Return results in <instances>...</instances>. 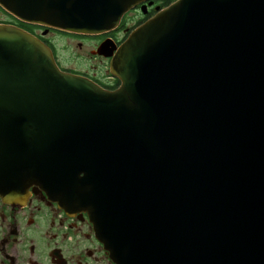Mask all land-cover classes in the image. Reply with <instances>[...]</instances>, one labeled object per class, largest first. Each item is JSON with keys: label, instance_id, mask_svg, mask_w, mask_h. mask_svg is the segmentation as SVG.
Masks as SVG:
<instances>
[{"label": "water", "instance_id": "95a60500", "mask_svg": "<svg viewBox=\"0 0 264 264\" xmlns=\"http://www.w3.org/2000/svg\"><path fill=\"white\" fill-rule=\"evenodd\" d=\"M147 0H0L100 34ZM111 57L107 90L0 25V195L87 210L116 264H264V0H173Z\"/></svg>", "mask_w": 264, "mask_h": 264}, {"label": "flooded vegetation", "instance_id": "af4514ba", "mask_svg": "<svg viewBox=\"0 0 264 264\" xmlns=\"http://www.w3.org/2000/svg\"><path fill=\"white\" fill-rule=\"evenodd\" d=\"M163 7V0H147L128 11L111 31L78 34L24 22L0 4V25L16 26L35 35L51 49L61 70L114 90L120 81L110 72L111 57L100 54L99 49L107 44L114 54L135 28ZM51 34L69 40L62 45L67 53L58 56ZM64 60L68 62L65 65ZM63 203L79 202L56 200L35 184L14 199L0 195V264H116L88 211Z\"/></svg>", "mask_w": 264, "mask_h": 264}, {"label": "rangeland", "instance_id": "374dc122", "mask_svg": "<svg viewBox=\"0 0 264 264\" xmlns=\"http://www.w3.org/2000/svg\"><path fill=\"white\" fill-rule=\"evenodd\" d=\"M51 37L56 40V42H55L56 48H57V50H59L58 51V56H60L62 53L64 54V53H67L68 52L66 50H62V48H65V47H62V45L69 44V40H67V39H60V38L58 39L55 34H51ZM79 53L80 54H83V52H79ZM79 62L83 63V61H79ZM67 63L68 62L66 60L63 61V64L64 65L67 64Z\"/></svg>", "mask_w": 264, "mask_h": 264}, {"label": "trees", "instance_id": "16d2710c", "mask_svg": "<svg viewBox=\"0 0 264 264\" xmlns=\"http://www.w3.org/2000/svg\"><path fill=\"white\" fill-rule=\"evenodd\" d=\"M172 0H163V5L166 6L168 5Z\"/></svg>", "mask_w": 264, "mask_h": 264}]
</instances>
